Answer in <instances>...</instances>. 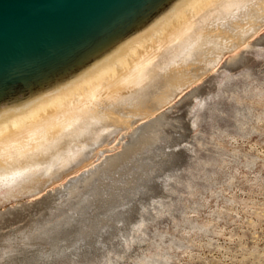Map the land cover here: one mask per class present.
Instances as JSON below:
<instances>
[{"label": "rangeland", "instance_id": "rangeland-1", "mask_svg": "<svg viewBox=\"0 0 264 264\" xmlns=\"http://www.w3.org/2000/svg\"><path fill=\"white\" fill-rule=\"evenodd\" d=\"M263 36L185 89L116 182L0 205V264H264Z\"/></svg>", "mask_w": 264, "mask_h": 264}, {"label": "bare ground", "instance_id": "bare-ground-1", "mask_svg": "<svg viewBox=\"0 0 264 264\" xmlns=\"http://www.w3.org/2000/svg\"><path fill=\"white\" fill-rule=\"evenodd\" d=\"M263 28L264 0H182L78 79L0 114V205L57 183L116 182L145 143L167 136V109L184 90L227 54L240 57Z\"/></svg>", "mask_w": 264, "mask_h": 264}, {"label": "water", "instance_id": "water-1", "mask_svg": "<svg viewBox=\"0 0 264 264\" xmlns=\"http://www.w3.org/2000/svg\"><path fill=\"white\" fill-rule=\"evenodd\" d=\"M182 0H0V114L81 77Z\"/></svg>", "mask_w": 264, "mask_h": 264}]
</instances>
